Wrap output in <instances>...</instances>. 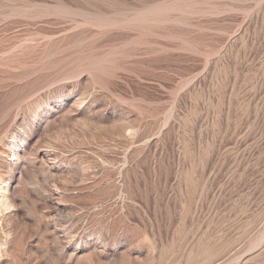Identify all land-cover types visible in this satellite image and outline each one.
Here are the masks:
<instances>
[{
    "label": "rangeland",
    "instance_id": "obj_1",
    "mask_svg": "<svg viewBox=\"0 0 264 264\" xmlns=\"http://www.w3.org/2000/svg\"><path fill=\"white\" fill-rule=\"evenodd\" d=\"M1 187L0 264H264V0H0Z\"/></svg>",
    "mask_w": 264,
    "mask_h": 264
},
{
    "label": "bare ground",
    "instance_id": "obj_2",
    "mask_svg": "<svg viewBox=\"0 0 264 264\" xmlns=\"http://www.w3.org/2000/svg\"><path fill=\"white\" fill-rule=\"evenodd\" d=\"M15 138L16 136L12 137L11 141H10V146H8L9 149L12 150V154H11V159L8 160L9 163L14 162L16 160V154L19 150V147L16 145L15 142ZM6 188L5 187H1L0 188V209L7 211L9 209V205L6 203L5 199H4V192H5ZM3 212V211H1Z\"/></svg>",
    "mask_w": 264,
    "mask_h": 264
}]
</instances>
